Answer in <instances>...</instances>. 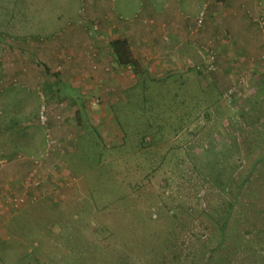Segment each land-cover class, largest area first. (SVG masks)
Segmentation results:
<instances>
[{"label":"rangeland","instance_id":"obj_1","mask_svg":"<svg viewBox=\"0 0 264 264\" xmlns=\"http://www.w3.org/2000/svg\"><path fill=\"white\" fill-rule=\"evenodd\" d=\"M231 7L241 11L222 23L231 48L243 42L255 52L234 74L235 83L246 79L225 103L228 118L207 129L209 110L204 129H183L198 119L158 111L157 94L166 90L139 80L136 90L149 100L115 112L123 144L105 149L87 129L52 174L62 153L47 150L35 122L45 89L21 88L16 74L25 63L41 66L53 36L69 40L75 23L87 30L95 22L79 18L82 0H0V264H264V0ZM170 89L176 100L180 87ZM148 121L177 127L152 129ZM32 135L38 146L23 143ZM23 195L35 200L11 208V197Z\"/></svg>","mask_w":264,"mask_h":264},{"label":"crops","instance_id":"obj_2","mask_svg":"<svg viewBox=\"0 0 264 264\" xmlns=\"http://www.w3.org/2000/svg\"><path fill=\"white\" fill-rule=\"evenodd\" d=\"M112 1L108 4L104 0H82L85 14L79 18L95 23L87 26L86 31L75 23L74 29L66 32L69 40L59 33L44 44L42 42L43 51L39 52L41 66L25 63L24 67H19L16 75L21 88L42 84L45 89L43 99L39 98L38 110L43 105L46 107L47 120L41 125L36 115L39 129L44 133L47 130L63 149H67L66 153L76 142L82 143L79 135L87 129L95 130L105 149L117 148L124 139L123 129L115 115L120 110L119 105L128 113L130 101L149 100L142 96L143 91L136 90L139 80L144 86L157 84L166 90L167 96L157 94L161 104L158 111L167 114L171 110L185 122L189 117L198 119L197 125L186 124L183 129L194 126L204 129L200 119L206 120L209 115L206 111L209 110L213 116L207 119V122L211 121L206 125L207 129L214 124L213 119H218L215 117L228 118L229 108L222 95L235 80L237 69L247 66L254 54L253 50L242 48L243 42L235 51L230 46L222 23L228 19L233 24L232 19L235 21L241 13L240 9L231 7L232 0ZM101 3L105 4L102 9ZM109 6L112 7L110 12ZM253 6L251 12L254 13ZM200 13L203 16L198 25ZM59 17L56 24L60 22ZM113 40L127 42L139 73H134L130 65L116 64L110 47ZM259 46L264 48L262 44ZM211 62L213 70L206 72L205 67ZM170 85L180 87L181 93L176 100L174 96L177 93L171 91ZM214 94L219 95L217 105L209 107L215 99ZM97 99L100 103L93 106L92 102ZM223 122L225 120L222 121L225 126ZM167 123L153 125L148 121L146 125L152 129L177 127ZM22 139L23 143L33 139L36 141L33 145L38 146L37 135ZM56 153L62 155H55L57 165L49 169L52 174L56 169L62 170L69 156L63 151ZM40 164L37 163V169Z\"/></svg>","mask_w":264,"mask_h":264},{"label":"built area","instance_id":"obj_3","mask_svg":"<svg viewBox=\"0 0 264 264\" xmlns=\"http://www.w3.org/2000/svg\"><path fill=\"white\" fill-rule=\"evenodd\" d=\"M202 16H203V13H200L199 18L197 19L198 25L201 24ZM211 70H213V63L212 62L205 67L206 72H209ZM243 82H244V80L241 79V81H238L237 83L231 85L223 93V95H222L223 99L226 100V102H230L231 98L236 94V90L243 85ZM39 95H40V98L43 99L42 93L41 94L39 93ZM99 103L100 102L97 99V100L92 102V105L95 106V105H98ZM37 120H38L39 124H41V125H44L46 120H47V109L44 105L39 108ZM45 136H46V148L49 152L63 151V146H61L59 144L60 142H57L54 138H52L47 130L45 131ZM33 162L36 165L38 163L37 160H34V159H33ZM26 179H27V181H29V184H32V185L34 184V186L39 188L40 184H39V181H37L38 178H35L34 172H30ZM26 179H25V181H26ZM28 198H29V196H26V195L15 196V197L12 196L9 204H10L11 208L16 210V209H19L20 207H22L24 205H29L30 203H32L35 200L34 196H32V198H30V199H28Z\"/></svg>","mask_w":264,"mask_h":264},{"label":"trees","instance_id":"obj_4","mask_svg":"<svg viewBox=\"0 0 264 264\" xmlns=\"http://www.w3.org/2000/svg\"><path fill=\"white\" fill-rule=\"evenodd\" d=\"M107 1H109V3H112V0H107ZM110 47H111L113 57H114L116 64L121 65V66L130 65L134 73H139L138 65L136 64L134 58L131 56L130 50L128 48V44L125 40H113L112 42H110ZM93 131L95 132V130ZM34 165L36 164L34 163Z\"/></svg>","mask_w":264,"mask_h":264}]
</instances>
